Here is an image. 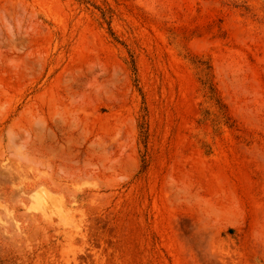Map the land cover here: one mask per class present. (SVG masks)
<instances>
[{
    "label": "rangeland",
    "instance_id": "1",
    "mask_svg": "<svg viewBox=\"0 0 264 264\" xmlns=\"http://www.w3.org/2000/svg\"><path fill=\"white\" fill-rule=\"evenodd\" d=\"M0 264H264V0H0Z\"/></svg>",
    "mask_w": 264,
    "mask_h": 264
},
{
    "label": "trees",
    "instance_id": "2",
    "mask_svg": "<svg viewBox=\"0 0 264 264\" xmlns=\"http://www.w3.org/2000/svg\"><path fill=\"white\" fill-rule=\"evenodd\" d=\"M134 72H136V69H134Z\"/></svg>",
    "mask_w": 264,
    "mask_h": 264
}]
</instances>
